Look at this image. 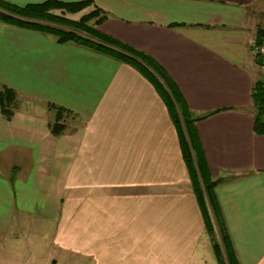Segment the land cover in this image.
Instances as JSON below:
<instances>
[{
    "label": "crops",
    "instance_id": "crops-1",
    "mask_svg": "<svg viewBox=\"0 0 264 264\" xmlns=\"http://www.w3.org/2000/svg\"><path fill=\"white\" fill-rule=\"evenodd\" d=\"M94 9L105 17L97 30L154 59L200 118L236 260L264 264V133L252 99L264 72L249 48L264 0H91ZM2 87L18 105L10 119L0 112L1 256L28 228L33 244L45 239V264H218L168 110L139 72L0 21ZM53 108L66 116L58 135Z\"/></svg>",
    "mask_w": 264,
    "mask_h": 264
},
{
    "label": "trees",
    "instance_id": "trees-1",
    "mask_svg": "<svg viewBox=\"0 0 264 264\" xmlns=\"http://www.w3.org/2000/svg\"><path fill=\"white\" fill-rule=\"evenodd\" d=\"M90 5L91 0L76 3L48 0L19 7L0 0V21L51 35L59 44L74 42L109 56L118 62L129 65L153 85L167 105L175 126L181 157L187 168L191 188L201 211L205 230L210 238L217 263L238 264L230 237L221 219L220 208L214 192L218 181H213L209 176L208 167L195 133L194 123L200 118L191 116L179 89L154 59L97 30L105 18L101 10L94 9L87 12L78 21L64 17L65 12L69 14L81 13ZM60 12L63 14L60 15ZM256 38L259 41L263 40L264 31H261ZM252 99L256 108L253 130L257 134H263L264 81H259L253 86ZM15 105V91L7 87L0 88V112L6 119L11 118ZM56 112V123L52 128L54 135L63 131V125L59 123V120L64 112L58 108ZM216 235H218L219 242Z\"/></svg>",
    "mask_w": 264,
    "mask_h": 264
},
{
    "label": "rangeland",
    "instance_id": "rangeland-1",
    "mask_svg": "<svg viewBox=\"0 0 264 264\" xmlns=\"http://www.w3.org/2000/svg\"><path fill=\"white\" fill-rule=\"evenodd\" d=\"M87 12L88 11H86V10L84 12H81V13L78 12L75 14H69V13L65 12L64 17H68L74 21H78L83 16V14H85ZM62 14L63 13L60 12V15H62ZM81 35L85 36L84 34H81ZM71 43H74V42H71ZM156 92H157V90H156ZM157 94L159 95L158 92H157ZM17 95L18 94L16 93V105H15L14 110L17 109V105H18ZM159 97H160V95H159ZM165 107L167 108V105H165ZM53 109L56 112V109L55 108H53ZM13 113H14V111H13ZM169 116H170V114H169ZM65 118H66V116L62 114L60 116L59 123L61 124V123L65 122ZM170 118H171V116H170ZM55 122H56V119H55ZM172 123H173V121H172ZM173 126H174V124H173ZM174 128H175V126H174ZM175 131H176V129H175ZM176 134H177V132H176ZM185 169L187 170L186 166H185ZM187 175H188V179H189V185L191 188L190 177H189L188 171H187ZM18 235H19L18 236L19 242L17 244H9V245L5 244L2 247L4 254L2 256L0 255V264H45L46 259H47V255H48V250L46 249L47 246H46L45 239H43V241L39 245L33 244L34 234L32 232H30V229H28V228L19 229ZM216 239L219 242L218 235H216Z\"/></svg>",
    "mask_w": 264,
    "mask_h": 264
},
{
    "label": "built area",
    "instance_id": "built-area-1",
    "mask_svg": "<svg viewBox=\"0 0 264 264\" xmlns=\"http://www.w3.org/2000/svg\"><path fill=\"white\" fill-rule=\"evenodd\" d=\"M250 52L259 61L260 68L264 72V39L259 41L256 37L249 40Z\"/></svg>",
    "mask_w": 264,
    "mask_h": 264
}]
</instances>
